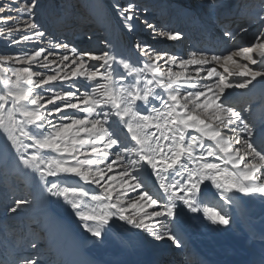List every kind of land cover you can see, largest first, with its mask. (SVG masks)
<instances>
[{"label":"snow or ice","instance_id":"obj_1","mask_svg":"<svg viewBox=\"0 0 264 264\" xmlns=\"http://www.w3.org/2000/svg\"><path fill=\"white\" fill-rule=\"evenodd\" d=\"M38 8L39 0H0V36L21 48L15 55L0 54V64L50 69L0 67V129L7 133L5 151L18 170L33 175L42 197L62 198L96 240L119 220L177 246L181 212L229 226L225 209L237 194L264 198V147L255 143L246 110L225 99L227 90L264 81V28L247 46L193 51L186 58L137 41L134 58L114 49L80 51L55 37L41 47L48 33ZM113 9L123 28L135 31L140 8L134 0H117ZM259 20L264 25V15ZM140 23L155 37L182 39L178 30L147 19ZM224 36L232 39L233 33L226 30ZM80 78L92 84L82 86ZM46 150L56 155L45 156ZM64 177L78 182L66 184ZM209 184L218 203L205 198ZM28 195L12 196L5 210L18 214L31 204ZM13 264H39V258L22 256Z\"/></svg>","mask_w":264,"mask_h":264},{"label":"bare ground","instance_id":"obj_2","mask_svg":"<svg viewBox=\"0 0 264 264\" xmlns=\"http://www.w3.org/2000/svg\"><path fill=\"white\" fill-rule=\"evenodd\" d=\"M76 1L77 11L73 5ZM103 1L108 8L107 16L91 12L93 18L88 21L84 15L88 8L87 0H63L62 7H57L54 12L52 0H39L38 10L42 13L39 23L50 38L65 33L64 41L78 29V38H82L81 51L114 49L135 58L134 32L124 29L110 1ZM160 1H155V5ZM171 1V8L181 10L174 19L181 25L182 39L165 44H162L163 40H156L153 47L182 52L189 42L188 53H181L182 58H186L196 45H199L198 51L217 53L247 46L264 28L259 20V16L264 15V0H253L250 5V0H196V7H192L195 0ZM177 4L180 7H176ZM160 6L161 3L155 8ZM174 12L175 9L168 16L174 15ZM144 15L153 17L149 10ZM138 28L137 21L135 29ZM228 28L233 31L238 28L232 39L224 36V30ZM236 59L247 63L239 57ZM90 63L98 65L100 62ZM114 67L120 71L118 66ZM217 70L223 72L219 66ZM189 71H192L191 67ZM103 82L99 80V83ZM78 83L82 86L92 84L84 78H80ZM88 90L91 91V87ZM3 91L5 86L0 84V93ZM225 99L226 103L246 110L245 115L255 126V143L257 147H264V81L258 78L248 89L227 90ZM6 137L7 133L0 129V264H13L22 256H36L39 264H264V237L256 233L260 226L254 224L264 216V198L237 194L235 203L225 209L231 218L229 226H213L202 216L181 212L175 224L180 246L168 240L156 241L147 233L130 229L119 220L107 228L102 240H96L83 230L78 219H70L74 217V212L62 198L42 197L33 175L17 169L14 160L5 151L8 144ZM209 160L219 162L214 158ZM228 167L231 169V165ZM19 175L21 187L31 193L29 199L32 202L18 214L10 215L5 207L11 202V197L17 196L23 189L14 180V176ZM76 182L78 178L65 181L66 184ZM94 190L99 192V188ZM215 191L210 184L205 189V198L209 203H218V198L213 196ZM92 204L89 198V207ZM33 242L37 245L35 249L30 246Z\"/></svg>","mask_w":264,"mask_h":264},{"label":"rangeland","instance_id":"obj_3","mask_svg":"<svg viewBox=\"0 0 264 264\" xmlns=\"http://www.w3.org/2000/svg\"><path fill=\"white\" fill-rule=\"evenodd\" d=\"M40 1H42V0H40ZM62 1L63 0H52V2H53L52 3L53 12L57 10V7L58 8L62 7ZM109 1H110V4L112 5V8H113V4L116 3L117 0H109ZM155 1H159V0H153V1L152 0H134V2L140 8V21H142L144 19H147L149 22L153 23L154 25H157L158 27H164V28H167V29H173V30L180 31L181 30V25H179V23L177 21H175L174 16H175V14L180 13L181 10L177 9L175 7L171 8V2H172L171 0H162L160 2H157L158 3L157 5H155ZM189 1L191 2L192 0H189ZM243 1L244 0H240V2H243ZM119 2L121 4H125V3L128 2V0H119ZM87 3H88V8H87L88 10L86 9L84 15L86 16V19H88V21L89 20L91 21L92 18H93V15H92L91 12H95L96 11V12L100 13L102 16H107L108 8L105 5L103 0H87ZM160 3L162 4V6H160L158 8H155ZM73 5H74V8L77 11V9H78L77 5L78 4L75 3ZM197 5H198L197 1L195 0L192 7H196ZM50 6H51V4H49V7ZM177 6L180 7V5H178V4L176 5V7ZM200 7H202V5H200ZM145 9H146V11L149 10V13H152L153 17H150V16L147 17L146 15L143 16V14L145 13V11H144ZM174 9H175L174 15L171 14L170 16H168V14L173 12ZM153 10H154V12H153ZM172 16H173V18H172ZM74 17H76V14L74 15ZM37 19H38V21L42 20V13L38 9H37ZM140 21H138V24L140 25V28L135 29V31H133L134 32L133 33V38H134L133 39L134 40L133 41V48L134 49H135V44H136L137 41L145 42V43L151 44L152 46H153V44L156 43V40H158V41H162L163 40L162 44H165L166 42H169L166 39H162V38L153 36V34L149 30H147L146 28L143 27V25L140 23ZM182 26H184V25H182ZM237 29H236V31H234L233 35H235V33L238 31ZM226 30L229 31V28L226 29ZM226 30H224V31H226ZM77 31H78V29L76 30V32L72 33V36L68 37V39H66V41H64L65 36H66L65 33L64 34L62 33L63 34L62 36L60 34V36L62 38L60 36H58V37H56V39L59 40V41L67 42L70 45H75V47L78 50H80L79 47H80V43L82 41V38H78ZM2 32L6 34L7 29L6 28L2 29ZM47 39H50V37L46 38L45 43L43 45H41V47H47L48 46ZM190 41H192V40H190ZM188 45H189V42H187L185 44V47L182 48V52H179L178 49H175L174 51H172V49H170L169 52L173 53L175 55H177V52H179L180 54L177 55V56L178 57H182L181 53H188L187 52L188 51V48H187ZM198 46L196 45L194 48L191 49V51L192 52L193 51H198ZM25 50H27V49H25ZM20 51H21L20 47L10 45V43L8 42V40L6 38H4L3 36H0V54H12V55H15L17 53H20ZM0 67H3L4 69L17 68V67H19V68L28 67V68H30V70H33V71H41V72H49L50 71V69H44V68H41V67L36 66V65H29L27 63H21V64H15V63L0 64ZM173 70L177 71L179 69L176 68L175 66H173ZM2 75H4V73L0 72V76H2ZM8 75H10V72L8 73ZM0 84H4L2 80H0ZM64 87L67 88V85H64ZM78 115H83V114L82 113H78ZM44 155L45 156H48V155L55 156L56 154L55 153H51L50 151L46 150L44 152ZM29 174H31V173H29ZM69 178H74V177H64V180L66 181ZM14 180H16L15 182L17 184L19 183L18 186L20 188H23V187H21V185H22L21 175L14 176ZM29 193L30 192H28L26 190V188L24 187L22 190H20L19 194L17 193V196L28 195ZM28 198H30V195H28ZM10 215H11V213H10ZM0 219H2V218H0ZM70 219L71 220H77L78 218L74 214V217H71ZM160 260H162V259H160Z\"/></svg>","mask_w":264,"mask_h":264}]
</instances>
